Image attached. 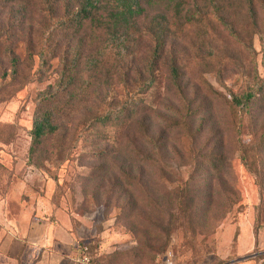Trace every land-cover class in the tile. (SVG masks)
Wrapping results in <instances>:
<instances>
[{
  "label": "rangeland",
  "instance_id": "rangeland-1",
  "mask_svg": "<svg viewBox=\"0 0 264 264\" xmlns=\"http://www.w3.org/2000/svg\"><path fill=\"white\" fill-rule=\"evenodd\" d=\"M225 5L226 20L241 41L216 22L203 31L179 26L168 41L157 84L147 96L148 137L157 140L155 149L148 141L132 143L127 128H98L100 136L90 132L79 137L70 126L64 136L29 155L33 168L32 173L21 171V180L27 181L20 183V201L29 211L33 208L34 221L57 228L72 242L69 264L83 256L89 264H264V150L251 153L264 137V110L255 106L240 113L228 101L229 92L251 86L261 73L259 42L242 0ZM26 6L24 17L18 8L0 11V22L9 28L0 38V140L5 148L0 160L15 167L29 145L34 99L58 71L52 60L44 75L37 73L41 14L34 1ZM263 6L264 0H256L259 27ZM9 47L19 63L14 79L2 55ZM169 56L178 57L186 73L181 84L196 111L189 129L168 131L164 126L180 120L179 102L166 80ZM101 107L93 102L84 111ZM65 118L71 120L72 114ZM190 133L196 141H190ZM133 147L153 161L130 162ZM97 149L111 153L103 167L93 155ZM243 153L250 168L241 160ZM209 155L221 162L217 170L200 171L185 186L191 165ZM3 181L1 177L0 191ZM159 248L164 251L158 253ZM67 254H50L47 264H64Z\"/></svg>",
  "mask_w": 264,
  "mask_h": 264
},
{
  "label": "trees",
  "instance_id": "trees-1",
  "mask_svg": "<svg viewBox=\"0 0 264 264\" xmlns=\"http://www.w3.org/2000/svg\"><path fill=\"white\" fill-rule=\"evenodd\" d=\"M30 1L0 0V11L12 12V9L18 8L17 12L24 17ZM32 1L41 14L36 35L37 73L44 75L52 60L57 61L58 71L56 80L34 99L27 131L29 145L24 158L25 164L31 167L29 155L46 141L64 136L70 126L79 137L90 132L92 136H100L96 131L98 128H113L118 132L127 128L132 143L148 141L155 149L157 140L148 137L151 105L147 96L157 84L158 65L167 53V44L173 32L179 26L203 31L216 22L241 41L223 13L227 0ZM242 2L249 28L258 37L261 73L254 76L251 86L240 92H229L228 101L231 108L248 114L255 106L264 110V6L259 27L256 0ZM163 6L167 9L162 12ZM8 30L0 22V38L5 37ZM15 32L24 35L20 28H15ZM26 35L31 37L30 33ZM3 50L9 75L14 79L18 74V58L10 47ZM164 66L170 94L177 98L180 105L179 113L177 111L180 120L166 121L165 129L188 128L187 122L195 118L196 111L187 99L189 91L181 84L186 75L184 67L176 56L167 57ZM93 102L100 103L102 107L84 111ZM70 114L72 119L65 121ZM188 137L190 141H196L194 134L190 133ZM132 149L130 162L153 161L150 156L141 154L138 148ZM255 149L251 151L254 155L264 150V137L259 139ZM110 154L105 149L93 152L96 159L102 162V167L109 162ZM241 160L250 168L246 154L241 155ZM220 164L218 157L212 155L200 162L195 161L184 185L187 186L200 171L207 168L217 170ZM198 202L196 211L200 208ZM193 217L199 220L197 214ZM165 235L168 236V232ZM163 251L164 248L158 249V253Z\"/></svg>",
  "mask_w": 264,
  "mask_h": 264
},
{
  "label": "crops",
  "instance_id": "crops-1",
  "mask_svg": "<svg viewBox=\"0 0 264 264\" xmlns=\"http://www.w3.org/2000/svg\"><path fill=\"white\" fill-rule=\"evenodd\" d=\"M3 151L0 140V152ZM20 161V166L15 167L12 162L6 164L0 160V182L1 177L4 179L0 191V264H47L50 254L62 256L64 251L68 253L64 264H69L72 242L57 228L34 221L33 208L29 211L20 201V183L27 181L21 180V171L32 173L33 168L24 159Z\"/></svg>",
  "mask_w": 264,
  "mask_h": 264
},
{
  "label": "built area",
  "instance_id": "built-area-1",
  "mask_svg": "<svg viewBox=\"0 0 264 264\" xmlns=\"http://www.w3.org/2000/svg\"><path fill=\"white\" fill-rule=\"evenodd\" d=\"M74 264H89L88 259L83 256L81 258H78L74 261ZM164 264H172L170 261H166Z\"/></svg>",
  "mask_w": 264,
  "mask_h": 264
}]
</instances>
